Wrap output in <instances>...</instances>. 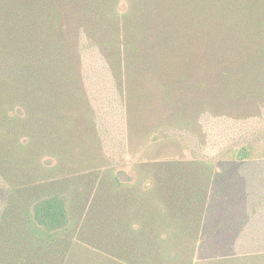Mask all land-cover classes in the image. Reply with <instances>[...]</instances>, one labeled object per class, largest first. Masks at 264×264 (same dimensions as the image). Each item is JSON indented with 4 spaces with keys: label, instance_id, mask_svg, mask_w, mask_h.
I'll list each match as a JSON object with an SVG mask.
<instances>
[{
    "label": "trees",
    "instance_id": "trees-1",
    "mask_svg": "<svg viewBox=\"0 0 264 264\" xmlns=\"http://www.w3.org/2000/svg\"><path fill=\"white\" fill-rule=\"evenodd\" d=\"M263 110L264 0H0V264H264L247 146L151 153Z\"/></svg>",
    "mask_w": 264,
    "mask_h": 264
},
{
    "label": "rangeland",
    "instance_id": "rangeland-1",
    "mask_svg": "<svg viewBox=\"0 0 264 264\" xmlns=\"http://www.w3.org/2000/svg\"><path fill=\"white\" fill-rule=\"evenodd\" d=\"M201 125V131L195 137L184 134L186 138L180 143L170 147L169 144H165L151 153L195 159L230 156L241 147L247 146L252 151V155L239 170L257 178L253 186H257L264 197V110L262 114L247 119L207 115L201 119ZM130 150L132 154L124 156L127 164L123 169L132 174L131 164L139 159L141 150L138 146L131 147Z\"/></svg>",
    "mask_w": 264,
    "mask_h": 264
}]
</instances>
